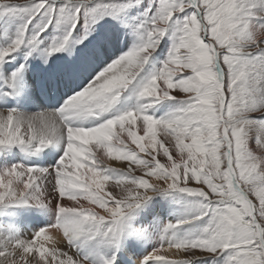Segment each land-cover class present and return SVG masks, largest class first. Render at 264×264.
<instances>
[{"label": "snow or ice", "instance_id": "snow-or-ice-1", "mask_svg": "<svg viewBox=\"0 0 264 264\" xmlns=\"http://www.w3.org/2000/svg\"><path fill=\"white\" fill-rule=\"evenodd\" d=\"M107 22L129 50L26 111L29 62L67 53L76 75L112 47L106 31L75 52ZM156 198L185 211L148 220ZM0 264H264V0H0Z\"/></svg>", "mask_w": 264, "mask_h": 264}, {"label": "bare ground", "instance_id": "bare-ground-1", "mask_svg": "<svg viewBox=\"0 0 264 264\" xmlns=\"http://www.w3.org/2000/svg\"><path fill=\"white\" fill-rule=\"evenodd\" d=\"M83 31V26L81 25L80 29H79V33L81 34ZM111 32H113V34L117 37L114 41L117 42V45H113L109 50H107L106 54H105V58L108 59L109 57H113L114 58H118L119 55H121V53L119 52H116V53H113V50H117L118 49H122V47L124 46L123 43H132V42H129L127 40V37L123 36L121 38L120 36V30H118V28H112L111 29ZM129 39V38H128ZM118 41H119V45H118ZM134 43V42H133ZM123 50V49H122ZM62 60H58V61H55L53 63V59L49 60L47 64H58L60 63L61 65H63V63L65 62V60H67L66 56L63 55V58H61ZM103 61H105V59H103ZM19 62H23V59L22 57L20 58ZM99 61H97L95 63V66L94 64L93 65H87V68H86V72H88L91 67H96L99 63ZM42 63L45 64L41 59L38 58L37 62L34 63L33 59L29 62V67H28V76H31V74H33L34 72H36V75L37 77H42V78H48L49 77H54V75L57 73L55 68L51 69L49 71L48 70H45L43 68H37V65L38 66H42ZM109 63V62H108ZM103 64V63H102ZM105 66V65H104ZM102 67V66H101ZM84 69H82L80 72L77 73V76L78 77L80 74H83ZM49 73V74H48ZM48 75V76H47ZM47 76V77H46ZM127 103V102H126ZM125 103V105H126ZM125 105H123V107H125ZM128 107V106H127ZM139 128V124L137 126H135V129H138ZM139 135H143V132L140 131L138 132ZM124 136H125V139H126V144L127 145H130L131 148H135V145H132L131 144V141H130V138H127V134L124 133ZM117 143L114 141V144ZM139 151V149H137ZM107 160V158H105ZM108 163L112 166V167H116V168H120V167H123L122 165V162L121 161H111L109 160ZM81 171H85V169H81ZM91 174L89 173V176ZM90 182V181H89ZM105 191H109V188L108 186L106 185L105 186ZM151 209V208H150ZM159 210V212L161 214H157L159 215L160 219L164 222H167L168 220H175L178 216L182 215L183 212L185 211V208H182V207H179L177 206V204L175 203L174 199H161V198H156V202L153 204V207H152V213H153V210ZM151 210H149L147 213H149ZM146 213V214H147ZM103 214V213H102ZM145 214V215H146ZM147 216V219L148 220H152L155 216H153V218L149 219L148 217V214L146 215ZM46 218L43 217V216H40L38 212L36 211H32L29 215H27L25 217V222L28 223L29 225H33V224H41V226L43 225V221L45 220ZM46 246H49V245H46ZM152 247H153V244L152 243H147L144 248H142L140 250V253L141 255L144 254L145 251H151L152 250ZM169 258H171V254H168Z\"/></svg>", "mask_w": 264, "mask_h": 264}, {"label": "rangeland", "instance_id": "rangeland-1", "mask_svg": "<svg viewBox=\"0 0 264 264\" xmlns=\"http://www.w3.org/2000/svg\"><path fill=\"white\" fill-rule=\"evenodd\" d=\"M11 2H14V3H26V2H28V0H11ZM147 2H148V0H145V3L147 4ZM113 26H116V27H118L117 26V24H116V22H107V24L104 26V27H101V26H99V25H97V29H98V32L96 33V32H93V34L91 35V36H89V39L88 40H86L85 42H84V44H82V45H78L77 47L79 48V47H82V46H86V45H88L92 40H93V35H99V34H103L104 33V31L105 30H108V29H110L111 27H113ZM118 30H120V32H122V29H120V28H118ZM109 31H111V30H109ZM117 36V35H116ZM132 35H128L127 36V38H129L128 40H130L131 41V38H133V40L135 41V38L134 37H131ZM97 37L98 36H95V38H94V40H93V42L88 46V47H90L94 42H95V40L97 39ZM126 37V36H125ZM131 37V38H130ZM131 41L132 43H123L124 44V46L122 47V49H118V51L117 50H113V53H116V52H119V53H126L128 50H129V48L133 45V42L134 41ZM113 45H117V42H113ZM112 45V46H113ZM118 45H119V41H118ZM170 46V42H165V44L164 45H162V51H161V54L160 55H163V58H162V60H159V61H156L155 60V65L157 66V64L159 63V65H160V63H161V61H163L164 60V58L166 57V54H167V50H168V47ZM87 49V48H86ZM85 50V49H84ZM80 51V50H79ZM65 56L67 55V53H65L64 54ZM120 56V55H119ZM55 57V56H54ZM117 58V57H116ZM116 58H114L113 59V57L111 56V57H109L108 59H106L105 57H104V59H105V61H99L98 63V65L94 68V67H91V69L88 71V72H92L94 75L95 74H97L102 68H104V67H106L107 65H109L110 63H112V62H114V60L116 59ZM156 59H157V57H156ZM37 60H38V58H36V59H33V61H34V63H36L37 62ZM59 60H60V58H59ZM55 61L53 60V63H54ZM109 62V63H108ZM103 63V64H102ZM105 65V66H104ZM42 66H44L43 65V63H42ZM94 66H95V64H94ZM102 66V67H101ZM86 68H87V65L85 66V67H83V71H84V73L86 72ZM51 69H53V68H50L49 69V71L51 70ZM29 72V71H28ZM28 72H27V75H26V79L28 80L31 76H33V75H35L36 77H37V75H36V72H34L33 74H31V76H28ZM83 73V74H84ZM49 74V73H48ZM48 76V75H47ZM46 76V77H47ZM79 77V76H78ZM77 78V77H76ZM49 79H52V77H49ZM88 80L89 79H86V78H82V82H83V84L85 85L87 82H88ZM28 82H29V84H30V86H31V88L33 89V83L30 81V80H28ZM175 94H177V95H182L181 93H175ZM32 95V100H31V102L29 103V104H27L26 106H25V110L26 111H28V112H36V111H40L41 109H42V107L41 106H39V107H37L38 106V104H41V102L39 101V99L37 98V96L36 95H34V94H31ZM126 103V102H125ZM125 105V104H124ZM130 107L131 106V104L130 103H126V105H125V107ZM169 110V107L167 106V105H164V106H162L160 109H159V111H158V113H157V115H163L165 112H167ZM157 135H158V139H160L161 141H163L164 140V136H163V133L160 131V130H158L157 131ZM171 139V138H170ZM167 146H169V148H170V152H171V154L173 155V158L174 159H177L178 160V153H177V151H176V149L174 148V140H172V144L171 145H167ZM127 147H130V145H127ZM253 147H255V145L253 144ZM49 151H52V149H49ZM137 152H138V154L140 155V157L141 158H144V159H150V157H148L145 153H140L138 150H137ZM57 155L59 156V153H57ZM58 156H56V159H57V157ZM158 159H160V161L162 162V163H164V162H166V160H167V158L166 157H164L163 156V154H162V150H161V152H160V155L157 157ZM15 162H24V160H23V156H22V154H20V153H17V156H16V161ZM53 163H54V161H52ZM122 162V165H123V167H120L121 169H124L125 171L127 170V166H128V162L127 161H121ZM135 174H142V173H140L139 171H137ZM107 186H108V188H109V191H114V192H118L119 191V189L118 188H115L114 186H113V184L112 183H108L107 184ZM121 187H124L123 185L121 186ZM158 199V198H157ZM164 199H172V198H164ZM174 201H175V203L177 204V206H179V207H182V208H186V204H183V203H181V202H179V199L178 198H176V199H174ZM153 207V206H152ZM152 207H151V211L149 212V213H147L148 214V217H149V219L151 218H153V216H156L157 214H161L160 212H159V210H157L156 211V209L155 210H153V213H152ZM146 214V215H147Z\"/></svg>", "mask_w": 264, "mask_h": 264}]
</instances>
